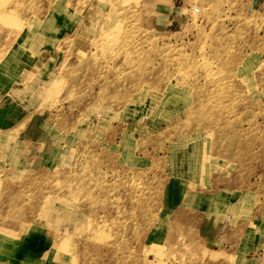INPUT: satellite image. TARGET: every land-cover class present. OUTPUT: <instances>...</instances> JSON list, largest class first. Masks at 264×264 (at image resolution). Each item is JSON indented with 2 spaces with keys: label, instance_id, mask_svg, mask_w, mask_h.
I'll list each match as a JSON object with an SVG mask.
<instances>
[{
  "label": "rangeland",
  "instance_id": "obj_1",
  "mask_svg": "<svg viewBox=\"0 0 264 264\" xmlns=\"http://www.w3.org/2000/svg\"><path fill=\"white\" fill-rule=\"evenodd\" d=\"M246 2L0 0V264H264V16Z\"/></svg>",
  "mask_w": 264,
  "mask_h": 264
},
{
  "label": "crops",
  "instance_id": "obj_2",
  "mask_svg": "<svg viewBox=\"0 0 264 264\" xmlns=\"http://www.w3.org/2000/svg\"><path fill=\"white\" fill-rule=\"evenodd\" d=\"M181 1L182 0H159V4L162 7L166 8V14H167L169 9L172 10V7H174L176 3L180 4ZM246 4L247 6L251 7L252 11L259 10L263 13V16H264V0H247ZM177 8L180 9L182 8V6L178 5ZM179 13L181 14V11L177 12V16L179 15ZM162 14L163 16L165 15L164 13ZM174 18L175 17H172V18L165 17V21L168 22V21L174 20ZM161 19L164 20V17L161 16ZM175 19L178 20V17H176ZM181 200L184 201L183 199ZM198 201L200 204L203 203L201 199H199ZM200 204H198V206ZM213 206L211 208V211H208V213L213 212ZM205 212H207V210ZM223 212H224L223 209L219 210V213H223ZM199 228H200L199 232L201 234L202 240L204 242H208L209 244H211L213 246L212 247L213 250H217L218 248H226L227 238L226 236L221 237L220 232L223 228V224L219 223V219L216 220V217L211 218L209 216L205 218L204 216V219L199 224ZM203 230L205 231V233H203ZM1 238L2 236H0V239ZM20 243H21V246H18L16 249H14V252H13L15 255L19 257V260L29 253H31V255H34V252H28L26 248L28 246H31L34 248V246L38 244V239L36 240L34 237L30 236L26 239L22 238V241ZM34 250L35 248L33 249V251Z\"/></svg>",
  "mask_w": 264,
  "mask_h": 264
},
{
  "label": "bare ground",
  "instance_id": "obj_3",
  "mask_svg": "<svg viewBox=\"0 0 264 264\" xmlns=\"http://www.w3.org/2000/svg\"><path fill=\"white\" fill-rule=\"evenodd\" d=\"M120 12V11H119ZM116 13V12H115ZM114 28V27H113ZM105 33V32H104ZM100 34V33H99ZM102 34V33H101ZM102 37V36H101ZM17 38V37H16ZM107 38V37H106ZM95 41V40H94ZM100 41V40H99ZM110 42V41H109ZM118 42V41H117ZM105 43H106V41H105ZM114 43V42H113ZM116 43V42H115ZM113 44H111V46H112ZM115 45V44H114ZM105 46V45H104ZM108 49V48H107ZM117 49V48H116ZM115 49V50H116ZM112 51V50H111ZM8 52H10V51H7V54H8ZM117 53V52H116ZM7 60H10V63H12V61L13 60H15V59H13V56L12 55H6L5 57H3L1 60H0V68L1 67H3L7 62L9 63V61H7ZM16 61V60H15ZM7 63V64H8ZM14 66V65H13ZM13 66H11V67H13ZM10 68V67H9ZM2 69V68H1ZM13 69V68H12ZM12 69H10V70H12ZM190 90V89H189ZM72 194V193H71ZM76 198V197H75ZM74 201V200H73ZM177 217V219H178V216H176ZM66 245V244H65ZM50 255H51V253H47V258L48 257H50Z\"/></svg>",
  "mask_w": 264,
  "mask_h": 264
}]
</instances>
